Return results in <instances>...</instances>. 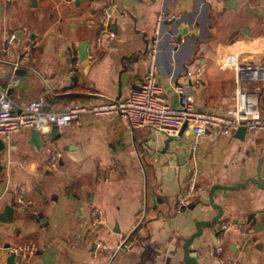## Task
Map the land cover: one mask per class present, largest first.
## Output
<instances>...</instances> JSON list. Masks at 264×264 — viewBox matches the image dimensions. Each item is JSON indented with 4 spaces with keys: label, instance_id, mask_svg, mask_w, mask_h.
Instances as JSON below:
<instances>
[{
    "label": "crops",
    "instance_id": "1",
    "mask_svg": "<svg viewBox=\"0 0 264 264\" xmlns=\"http://www.w3.org/2000/svg\"><path fill=\"white\" fill-rule=\"evenodd\" d=\"M3 2L0 89L8 91L13 77L19 80L10 91L15 110L37 98H44L49 112L125 98L147 74L154 47L162 95L172 107H179L176 88L191 70L202 69L193 81L195 106L203 112L232 116L236 89L260 86L238 84L226 56L264 64V0H13L7 8ZM108 7H114L116 36H103L97 48ZM160 11L177 18L156 33ZM12 33L17 40L7 52L5 39ZM84 41L88 59L82 61ZM77 60L80 67L70 77ZM262 93L264 114V86ZM58 129L55 136L54 127L41 132L42 147L31 142V129L0 138V264H7L11 246L25 242L37 245L32 264H185L186 240L198 222L218 213L211 188L234 187L264 173V132L224 135L211 127L196 148L189 127L168 140L148 127L131 132L112 116L87 114L80 125ZM55 152L61 156L52 168ZM193 183L204 192L189 193ZM17 185L25 188L28 212L14 206ZM213 197L223 213L190 247L198 264H220L209 254L217 244L237 264H264V188L249 183L216 189ZM8 206L14 209L10 222L4 220ZM98 210L102 222L94 215ZM141 211L146 231L138 243L114 258L92 255L96 240L116 245L126 238ZM228 221L250 222L252 230L223 232Z\"/></svg>",
    "mask_w": 264,
    "mask_h": 264
},
{
    "label": "built area",
    "instance_id": "2",
    "mask_svg": "<svg viewBox=\"0 0 264 264\" xmlns=\"http://www.w3.org/2000/svg\"><path fill=\"white\" fill-rule=\"evenodd\" d=\"M13 0H4L7 8ZM114 7L105 8L102 14L99 36L95 46L103 45V36L110 40L116 34L111 28ZM176 14L160 11L157 14L155 31L159 33L160 26L166 20H175ZM17 40L15 33L9 34L5 39L4 49L9 52ZM27 54L24 55L22 62ZM79 60L71 63L69 76H74L76 69L80 67ZM226 65L233 68L236 73L238 84L242 82H256L260 86L256 89H243L238 87L235 93V114L229 117L214 113L203 112L195 106L194 78L201 76L202 69L197 72L191 70L186 75V80L176 88L179 97V107H172L162 95L163 84L159 79V66L155 47L148 52L147 74L139 84V88H133L122 99H104L99 103L72 104L68 109L59 112H49L44 109V98L29 101L22 110H15L14 102L10 97L12 88L19 84L15 77L8 83V91L0 89V138L10 139L22 129H37L44 132L51 127L64 128L69 125H80L87 114L94 116L118 117L122 124L131 132L138 128H151L167 136H175L184 125L189 127L197 142L211 127L220 128L224 135H230L234 130L245 127L248 131L258 134L264 132V114L260 103L262 87L264 86V64L248 63L241 64L235 54L226 56ZM60 153L55 152L52 156L51 167L56 168ZM204 190L195 183L189 186V193H200ZM14 206L21 212L30 211V205L25 198V188L17 185L13 190ZM186 206L187 201H181ZM94 215L98 222H102L101 211H95ZM146 213L141 211L135 220L130 234L118 244L112 245L103 240H96L92 245V255L98 256L106 253L114 258L122 252L129 250L138 243L146 231ZM96 224V223H95ZM223 232L237 230L248 233L252 230L250 222L233 223L225 222L221 226ZM37 251V245L33 242H25L10 247V253L14 254L15 264H32ZM222 245H212L209 248L210 256L219 260L220 264H237L235 260L225 258L222 253Z\"/></svg>",
    "mask_w": 264,
    "mask_h": 264
},
{
    "label": "water",
    "instance_id": "3",
    "mask_svg": "<svg viewBox=\"0 0 264 264\" xmlns=\"http://www.w3.org/2000/svg\"><path fill=\"white\" fill-rule=\"evenodd\" d=\"M35 3V1L33 2ZM111 28L112 25H111ZM88 41H84V43L80 46V57L81 60H87L88 59ZM135 88H139V86H136ZM185 127H187V125H184L182 127V129H184ZM247 129L245 127L239 128L238 132L239 134L245 135L246 134ZM59 133V129L54 126V130L50 133L52 136H55L56 134ZM173 137L169 136L168 140H171ZM31 142L36 145L37 147H42L45 145L44 141L42 140V133L41 131L37 130V129H31ZM0 170H2V167L0 166ZM249 183H254L257 184L259 187L264 188V173L259 172V174L256 177H252L250 179H248L245 183L242 184H238L237 186L234 187H226V186H222V185H215L211 188L210 190V200L213 203L214 208H216L218 210L217 215L210 221L204 222V221H200L197 223V230L196 232H194L185 242L184 244V251H185V264H198V259H197V254H195V252L190 250V247L194 241L195 238H198L199 236L202 235L203 232V228L206 226H209L211 224H215L222 216L223 213V209L221 206L217 205L214 203V192L216 191V189H226V190H235V189H239L245 185H248ZM6 218H4V220L6 222H10L13 219L14 216V209L12 206H8L6 208ZM7 264H15L14 261V254L11 253L8 260H7Z\"/></svg>",
    "mask_w": 264,
    "mask_h": 264
}]
</instances>
